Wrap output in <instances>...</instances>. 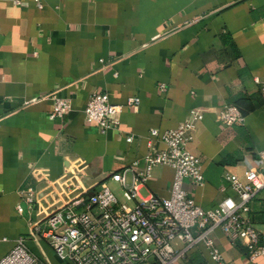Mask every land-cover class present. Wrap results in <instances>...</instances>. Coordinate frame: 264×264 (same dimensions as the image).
<instances>
[{"label": "crops", "instance_id": "1", "mask_svg": "<svg viewBox=\"0 0 264 264\" xmlns=\"http://www.w3.org/2000/svg\"><path fill=\"white\" fill-rule=\"evenodd\" d=\"M0 0V258L28 233L20 189L31 187L41 220L66 201L105 183L136 161L143 165L147 136L174 128L192 109L203 112L187 148L200 158L204 184L183 188L204 209L225 195L222 178L260 165L264 153V0ZM164 86V90L160 85ZM92 92L122 105L117 128L101 131L85 119ZM53 93L71 100L63 117L49 118ZM138 97L137 105H127ZM226 104L244 113L241 125H223ZM131 136L130 141L127 137ZM158 147H162L158 143ZM173 169L155 166L140 195H169ZM21 203L24 214L16 211ZM249 216L264 233V187L249 202ZM212 237L226 264H264ZM38 257L56 263L44 242L26 241ZM179 264H217L204 246Z\"/></svg>", "mask_w": 264, "mask_h": 264}, {"label": "built area", "instance_id": "2", "mask_svg": "<svg viewBox=\"0 0 264 264\" xmlns=\"http://www.w3.org/2000/svg\"><path fill=\"white\" fill-rule=\"evenodd\" d=\"M40 7L39 0H35ZM260 90L264 97V81ZM164 90V86L160 85ZM50 99L49 118L63 117L72 107L71 100L53 93L41 94L35 100ZM131 97L127 105H137ZM122 105L112 103L105 92H92L83 109L85 119L97 124L101 131L117 128L115 115ZM203 112L192 109L176 127L160 132L150 129L147 152L142 167L134 161L110 177L118 184L122 199L105 183L99 189L66 201L41 220L31 213L37 202L31 187L20 189L22 201L28 205V233L17 237L11 249L0 258V264H179L192 248L204 246L210 259L226 264L212 237L219 229L231 243L242 245L250 259L264 257V233L257 230L249 217V202L264 187V153L260 165L244 170V180L224 172L225 185L237 198L223 196L215 207L204 209L191 199L183 188L188 180L194 186L205 182L200 158L187 148ZM223 125H241L244 115L232 104L218 111ZM131 136L127 137L130 141ZM158 143L162 147H158ZM163 165L173 169L169 195H140L152 169ZM21 203L16 211L24 214ZM27 240L44 242L54 253L52 263L34 254Z\"/></svg>", "mask_w": 264, "mask_h": 264}, {"label": "trees", "instance_id": "3", "mask_svg": "<svg viewBox=\"0 0 264 264\" xmlns=\"http://www.w3.org/2000/svg\"><path fill=\"white\" fill-rule=\"evenodd\" d=\"M237 106V105H236ZM238 107V106H237ZM240 110H241V112H242V114L244 115V113H243V111H242V109L240 108V107H238ZM249 211H250V207H249ZM249 214V213H248ZM250 217V216H249ZM250 220H251V218H250ZM251 222H252V220H251ZM253 223V222H252Z\"/></svg>", "mask_w": 264, "mask_h": 264}]
</instances>
